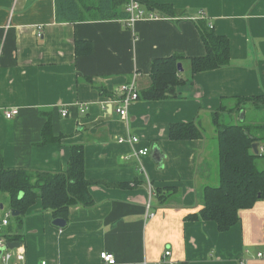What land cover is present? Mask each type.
<instances>
[{"label": "crops", "instance_id": "crops-1", "mask_svg": "<svg viewBox=\"0 0 264 264\" xmlns=\"http://www.w3.org/2000/svg\"><path fill=\"white\" fill-rule=\"evenodd\" d=\"M146 1L177 14L140 4L155 17L130 28L125 19L98 20L97 0H77L82 21L60 23L55 0H0L3 166L64 172L71 147L79 146L93 200L90 207H70L64 228L52 225V212L39 199L23 214L21 228L10 218L0 237L6 247L20 243L11 251L24 255L22 264H104L102 252L113 254L116 264H155L165 251L175 264H264L258 258L264 255V196L241 210L238 223L224 233L213 222L186 219L202 207V190L211 181L214 120L264 125V105L256 110L240 104L254 97L264 101V0ZM198 21L228 39L225 67L192 74L189 60L205 55ZM175 55L183 57L176 94L138 99L127 118L119 116L121 86L133 84L137 94L146 90L151 62ZM14 109L18 115L6 119L4 113ZM176 123H194L202 137L171 141L169 128ZM130 137L138 142L118 141ZM153 147L160 164L151 157ZM143 148L149 153L136 158ZM259 153L264 159V141ZM157 189H165L160 197ZM7 212L9 196L0 195V221ZM8 227L19 241L4 238Z\"/></svg>", "mask_w": 264, "mask_h": 264}, {"label": "trees", "instance_id": "trees-1", "mask_svg": "<svg viewBox=\"0 0 264 264\" xmlns=\"http://www.w3.org/2000/svg\"><path fill=\"white\" fill-rule=\"evenodd\" d=\"M77 0H55L57 22L82 21ZM151 11H161L165 15H176L170 7L156 6L146 0H136ZM128 0H97L98 20H123L128 14L122 5ZM200 38L205 47V55L191 58L192 74L209 72L225 67L229 63V41L225 36L216 35L206 22L196 23ZM183 59L175 55L167 59L151 62L150 86L138 93L143 101H160L173 97L176 89L183 84L177 71V64ZM91 83V79L86 78ZM99 93L107 95L98 88ZM240 104H251L256 110L264 105L262 98H247ZM240 110V109H239ZM218 128L216 139L217 179L216 186H206L202 190V207L197 213L186 219L208 221L216 224L219 232L229 231L239 221V212L252 208L264 196V172L258 169L256 160L262 154H253L252 145L264 141V125H239L230 123L222 125L214 120ZM201 132L194 123H176L170 125L171 141H188L200 139ZM90 182L83 175V154L79 146L70 150L67 169L64 172L48 173L5 168L0 154V191L9 196V207L19 213L11 220L22 226V216L36 200H40L44 209L52 212L53 219L67 220L68 210L75 205L90 207L93 200L88 192ZM165 189H157L161 196ZM10 227V226H9ZM3 235L7 241H19V236Z\"/></svg>", "mask_w": 264, "mask_h": 264}, {"label": "built area", "instance_id": "built-area-1", "mask_svg": "<svg viewBox=\"0 0 264 264\" xmlns=\"http://www.w3.org/2000/svg\"><path fill=\"white\" fill-rule=\"evenodd\" d=\"M125 11L128 14L126 19L123 21L124 24L127 27L132 28L136 22L139 20L145 19V18H154L153 14L145 12L142 8L139 2L136 0H128V3L125 7ZM120 92L122 93V98L118 103L120 105L115 109V112L123 117L127 118V110L128 106L132 103L138 100V94L137 91L135 90L133 84L131 85H122L120 88ZM85 108H81V112L85 113ZM68 114L66 109H61L60 115L62 117H66ZM18 115V110H9L4 113V117L6 119H11L15 116ZM119 142H128L131 144H136L138 142V139L136 137H130L129 139H119ZM149 153L148 148H143L136 150L134 152V156L136 158H140L142 156H146ZM11 218V212L5 213L4 217L0 221V236L2 235V230L5 226L8 225V220ZM100 261L103 262L104 264H116V260L113 254L108 253V252H102L99 255ZM258 258L264 259V255L258 254ZM25 261V257L23 254H15L14 251H11L7 249L6 247V242L3 238L0 237V264H22ZM139 264H148L146 262H142ZM155 264H175L170 259V252L165 251L164 254L162 255L161 259L155 263Z\"/></svg>", "mask_w": 264, "mask_h": 264}, {"label": "water", "instance_id": "water-1", "mask_svg": "<svg viewBox=\"0 0 264 264\" xmlns=\"http://www.w3.org/2000/svg\"><path fill=\"white\" fill-rule=\"evenodd\" d=\"M177 69H178V71H182V68H181V65L180 64L177 65ZM258 148H259V143H254L252 145V151H253V153L255 155L258 154ZM156 155H158V148L157 147H153L152 150H151V157L153 158V160L157 164H160L161 163L162 156L159 157V156H156ZM18 215H19V213L17 211L11 210V216L12 217H16ZM52 225L55 226V227H57V228H64L65 225H66V222L63 219H55L52 222ZM7 247L10 250L18 249L20 247V243L9 242V243H7Z\"/></svg>", "mask_w": 264, "mask_h": 264}, {"label": "rangeland", "instance_id": "rangeland-1", "mask_svg": "<svg viewBox=\"0 0 264 264\" xmlns=\"http://www.w3.org/2000/svg\"><path fill=\"white\" fill-rule=\"evenodd\" d=\"M210 145L212 146V143H210ZM212 152L209 154L210 157L208 158V161L210 162L208 169L209 170V174H210V182L208 185L211 186H216L218 184V179H217V166L215 165L217 162V158H216V152L214 151V145H213V149H211ZM256 164L258 169L262 170L264 169V159L262 158H258L256 160ZM1 196H5V193L0 192Z\"/></svg>", "mask_w": 264, "mask_h": 264}]
</instances>
